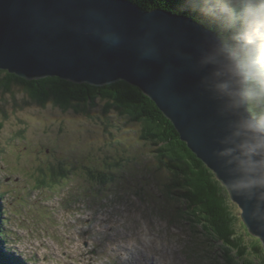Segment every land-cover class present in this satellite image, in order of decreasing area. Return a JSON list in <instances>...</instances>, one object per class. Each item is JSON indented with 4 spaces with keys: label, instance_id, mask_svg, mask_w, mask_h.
Returning a JSON list of instances; mask_svg holds the SVG:
<instances>
[{
    "label": "rangeland",
    "instance_id": "obj_1",
    "mask_svg": "<svg viewBox=\"0 0 264 264\" xmlns=\"http://www.w3.org/2000/svg\"><path fill=\"white\" fill-rule=\"evenodd\" d=\"M98 103L85 117L0 91L2 250L19 264H224L227 249L187 220L140 126L100 116ZM60 167L72 172L64 180Z\"/></svg>",
    "mask_w": 264,
    "mask_h": 264
},
{
    "label": "water",
    "instance_id": "obj_2",
    "mask_svg": "<svg viewBox=\"0 0 264 264\" xmlns=\"http://www.w3.org/2000/svg\"><path fill=\"white\" fill-rule=\"evenodd\" d=\"M219 41L191 18L121 0H0V70L94 87L125 82L157 106L215 178L229 180L232 165L218 153L234 117L222 111L202 63ZM242 204L245 219L264 217V196ZM247 227L264 252V230L254 219Z\"/></svg>",
    "mask_w": 264,
    "mask_h": 264
},
{
    "label": "trees",
    "instance_id": "obj_3",
    "mask_svg": "<svg viewBox=\"0 0 264 264\" xmlns=\"http://www.w3.org/2000/svg\"><path fill=\"white\" fill-rule=\"evenodd\" d=\"M126 1L143 11L161 9L171 15L191 18L220 39L247 19V11L241 0ZM15 88L21 90L32 105L44 108L50 104L62 112L73 111L90 117L89 108L99 107L100 102L103 106L100 116L108 118L110 112H114L127 119L128 123L139 125V137L152 145L158 163L169 173V180L173 182L169 191L173 199L181 203L187 220L227 249L224 264H264V252L259 240L250 234L237 232L240 218L234 214L220 182L191 153L171 122L139 89L125 82L94 87L73 84L58 77L27 80L0 70V91L10 93ZM2 114L6 120L7 111L2 110ZM52 171L53 178L59 180L66 179L72 173L61 167ZM38 175H43V180L50 179H46L42 169H39ZM89 177L92 179V176ZM43 180L37 178V181ZM242 227L245 228L244 224ZM1 230L0 222V242H3ZM7 253L0 247V264H16L14 256Z\"/></svg>",
    "mask_w": 264,
    "mask_h": 264
},
{
    "label": "clouds",
    "instance_id": "obj_4",
    "mask_svg": "<svg viewBox=\"0 0 264 264\" xmlns=\"http://www.w3.org/2000/svg\"><path fill=\"white\" fill-rule=\"evenodd\" d=\"M241 4L246 21L214 44L202 63L211 68V91L222 111L234 117L218 153L232 165L231 179L216 178L245 219L242 201L264 196V0ZM253 219L264 230V217L245 224L251 229Z\"/></svg>",
    "mask_w": 264,
    "mask_h": 264
},
{
    "label": "bare ground",
    "instance_id": "obj_5",
    "mask_svg": "<svg viewBox=\"0 0 264 264\" xmlns=\"http://www.w3.org/2000/svg\"><path fill=\"white\" fill-rule=\"evenodd\" d=\"M121 1H126V0H121ZM126 2L129 3V4H131L132 6L134 5L132 2H129V1H126ZM134 6H136V5H134ZM136 7H137L140 11H142V12H146V11L141 10L138 6H136ZM173 16H175V15H173ZM141 238H143L142 235H141ZM153 239H154V238H153ZM148 240H149V239H148ZM143 241L146 242L147 240L143 238ZM151 241H152V240H151ZM151 241H150V242H151ZM148 242H149V241H148ZM140 243H141V242H140ZM152 243H154V242H152ZM138 245H139V244H138ZM146 245H147V244H146ZM127 247H128V246H127ZM142 247H143V246H142ZM147 247H148V246H147ZM126 249H127V248H126ZM136 249H137V248H136ZM142 249H143V248H142ZM144 249H145V248H144ZM146 249H147V248H146ZM129 251H130V250H129ZM136 252H137V251H136ZM95 255H96V254H95ZM95 255H94V256H95ZM128 256H129V255H128Z\"/></svg>",
    "mask_w": 264,
    "mask_h": 264
}]
</instances>
